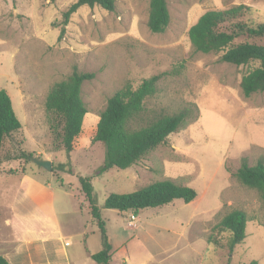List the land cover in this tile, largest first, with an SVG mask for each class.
Instances as JSON below:
<instances>
[{"label":"rangeland","instance_id":"1","mask_svg":"<svg viewBox=\"0 0 264 264\" xmlns=\"http://www.w3.org/2000/svg\"><path fill=\"white\" fill-rule=\"evenodd\" d=\"M76 1L0 0V90L8 92L22 123L4 153L19 144L16 152L31 154L0 164V181L19 186L25 176L36 181L39 209L56 214L76 234L71 250L81 258L75 255V261L98 264L86 255L102 249L98 223L72 188L104 164L105 147L92 138L108 99L129 81L136 86L162 75L149 108L174 114L194 103L199 117L137 165L92 179L114 247L111 264H264V204L231 175L244 161L264 164V93L245 97L241 81L249 67L196 53L189 39L190 28L212 10L244 5L249 11L242 20L263 23L264 0H168L171 22L161 34L147 25L150 0H115L114 11L81 7L62 32V15ZM244 41L264 44L259 38L237 39ZM75 69L93 78L82 87L88 108L84 133L69 153L56 147L45 102L51 87ZM36 160L51 161L54 172ZM165 179L193 188L196 199L144 209L133 222L130 211L104 206L112 193H132ZM236 208L249 217L244 243L233 253L209 245L220 215Z\"/></svg>","mask_w":264,"mask_h":264},{"label":"trees","instance_id":"2","mask_svg":"<svg viewBox=\"0 0 264 264\" xmlns=\"http://www.w3.org/2000/svg\"><path fill=\"white\" fill-rule=\"evenodd\" d=\"M55 3L56 0H50ZM100 7L115 10V0H78L62 15V32L73 14L81 7ZM249 8L240 5L227 10L204 13L189 30V39L196 53L220 55L219 61L237 67H249L243 75L241 89L245 97L264 93V44L248 41L237 42L241 37L264 39V22L253 24L242 20ZM171 22L168 0H150L148 28L154 34L166 31ZM180 64L176 73L183 68ZM93 78L92 74L77 69L66 79L56 82L47 94L45 107L57 149L72 152L84 133L88 108L82 97V87ZM162 75L143 79L138 85L127 82L107 101L101 112L92 142L103 144L105 161L94 176L112 169L127 170L166 143L168 137L195 122L199 111L194 103L187 104L174 114L151 109L148 102L157 94ZM22 123L15 113L13 101L6 90H0V164L18 159H28L31 154L16 152L19 144L4 153L7 140L20 132ZM54 172V168H53ZM244 187L255 191L264 204V164L250 166L245 161L237 172L231 174ZM93 177L79 179L81 193L89 203L90 213L98 223L102 235V249L91 255L98 264H111L113 244L108 236L106 223L96 206ZM196 191L176 181L165 179L153 182L132 193H112L105 201V208L119 212L130 211L139 215L148 208H159L183 200L194 201ZM249 222L242 209H231L220 215L208 237L209 245L226 247L230 253L242 245L247 237ZM227 240L223 243L222 236ZM0 264H11L0 253ZM249 264H258L252 261Z\"/></svg>","mask_w":264,"mask_h":264},{"label":"crops","instance_id":"3","mask_svg":"<svg viewBox=\"0 0 264 264\" xmlns=\"http://www.w3.org/2000/svg\"><path fill=\"white\" fill-rule=\"evenodd\" d=\"M25 177L20 186L0 181V253L11 264H86L77 263L81 256L71 250L76 234L64 229L56 214L39 209L40 185ZM79 187L72 189L86 204Z\"/></svg>","mask_w":264,"mask_h":264},{"label":"water","instance_id":"4","mask_svg":"<svg viewBox=\"0 0 264 264\" xmlns=\"http://www.w3.org/2000/svg\"><path fill=\"white\" fill-rule=\"evenodd\" d=\"M37 164L44 168L45 170L52 171L53 170V164L51 161L48 160H36Z\"/></svg>","mask_w":264,"mask_h":264},{"label":"built area","instance_id":"5","mask_svg":"<svg viewBox=\"0 0 264 264\" xmlns=\"http://www.w3.org/2000/svg\"><path fill=\"white\" fill-rule=\"evenodd\" d=\"M134 220H136V215L132 214L131 221L133 222Z\"/></svg>","mask_w":264,"mask_h":264}]
</instances>
